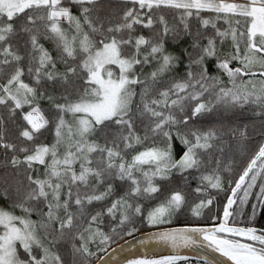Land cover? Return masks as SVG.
<instances>
[{"label":"snow or ice","instance_id":"1","mask_svg":"<svg viewBox=\"0 0 264 264\" xmlns=\"http://www.w3.org/2000/svg\"><path fill=\"white\" fill-rule=\"evenodd\" d=\"M163 9L179 17L182 29L169 24ZM117 10L121 14L113 23ZM202 12L215 15L204 18ZM193 18L202 29L211 25L214 33L192 32L188 21ZM221 20L228 25L224 30L216 26ZM137 26L152 29V35H133ZM182 34L190 43L180 75L181 57L169 52L165 41L169 36L182 39ZM41 36L54 42L57 57L40 42ZM225 41L231 42V50L221 54L219 46ZM210 58L227 75V85L210 73ZM233 61L240 66L232 67ZM57 63L64 64L63 72ZM110 65L119 67L118 76ZM152 65L145 74L144 68ZM257 65L259 72L253 71ZM44 81L58 85L60 96L47 93ZM41 99L55 109V142L28 147L6 139L5 121L14 122L18 114L24 121L18 138L24 142L34 141L49 125ZM221 107L251 111L264 126V0H0V110L7 114H0V264H107L99 253L107 251L115 236L133 235L135 218L142 214L129 200L158 192L154 178L167 179L174 169L181 175L199 173L195 191L205 198L193 212L200 215L213 203L208 189L223 191L231 140L249 137L247 126H197ZM69 114L71 120L65 118ZM260 135L264 138V127ZM149 138L154 143L159 138L163 146L125 160V149ZM174 140L183 146L179 159L173 156ZM37 165L44 172L34 176ZM261 173L264 139L231 187L218 225L158 232L147 240L188 246L196 243L191 235L196 234L231 264H264V229L241 227L232 220L242 214L258 178L253 217L264 209ZM108 180L126 181L129 190L93 214L89 205L113 195L112 183L98 190ZM184 201L181 192H173L148 213V223L169 222ZM234 205L239 212L233 211ZM17 208L21 215L15 214ZM33 213L38 221L30 218ZM105 216L110 218L107 231L102 227ZM62 245L68 246L67 259ZM182 259L176 255L131 264H178Z\"/></svg>","mask_w":264,"mask_h":264},{"label":"trees","instance_id":"2","mask_svg":"<svg viewBox=\"0 0 264 264\" xmlns=\"http://www.w3.org/2000/svg\"><path fill=\"white\" fill-rule=\"evenodd\" d=\"M238 2H244V0H238ZM72 12L76 15H79L78 8L76 6H71ZM163 14L165 15L166 19L168 20L170 25L178 26L182 29L183 25L179 22V17L176 16L175 19L173 18L174 13L172 10L169 9H163ZM120 10L116 11V14L113 16V23L118 22ZM201 15L204 18H213L214 13L210 12H202ZM22 22V21H21ZM189 27L192 32H196L197 29H200L201 31L207 32L208 35H212L215 31L209 25L207 29H202L200 22L193 18L188 21ZM217 28H220L221 30H224L228 27L227 24H225L222 20L216 21ZM64 28H68L67 24H63ZM41 32H43V28L40 29ZM153 30L142 28L140 26L136 27V32L133 33V35H144L145 37H148L152 35ZM182 39L174 40L169 36L165 41V47L167 50L174 55L180 56L182 63L179 66V74L183 75L184 73V65L187 63V58L183 55L184 49L188 47L190 43V38L183 36ZM40 42L44 45L45 48H47L53 57H57L59 55V52L54 44L53 41L45 38L44 36H41ZM207 41H203V43H206ZM190 50V49H189ZM231 50V42L225 41L223 45L219 46V52L221 54L227 53ZM21 52H23V48H21ZM216 61L214 58H210L208 60L209 65V71L211 74L219 76L220 79L224 82V84H228V77L227 75L223 74L219 70H216L214 68ZM232 67L240 66L238 62L233 61ZM150 66H148L149 68ZM146 68V67H145ZM57 69L61 72L64 71V64L63 63H57ZM139 69H137L138 71ZM253 71L259 72V66H255L253 68ZM25 81L28 83H32V81L25 76ZM247 79V77H245ZM44 88L47 90V93H54L57 97L60 96L62 89L57 85L53 87V84L47 81L43 82ZM230 86V85H229ZM137 91H139V88H137ZM74 98V97H73ZM39 106L41 108V111L45 115V118L49 119L50 123L49 125L41 130V133L38 134V137L32 141V142H24L22 138L19 137V131L21 126H23L24 121L20 119L19 114L17 115V118L14 122L11 121H5V136L6 139L10 140L13 143L16 144H24L25 146L31 147L33 144H47L51 145L55 142V128L54 124L51 122L55 118V109L52 107L51 103L47 100L41 99L39 101ZM27 111V107L24 109ZM0 114L5 115L6 112L0 110ZM67 119V116L65 117ZM199 119V118H198ZM236 126V125H242L247 126L249 137L244 142H238L236 139L231 140V150L225 154V163L230 164V169L225 171L223 173L222 179H223V191H219L217 189H208L206 196L207 198H211L213 200V203L210 206H207L201 210L200 215H194L193 210L196 208V205L200 203L201 199L205 198V194L198 193L195 191V189L199 186V173H197L194 170H190V172H186L183 175H181L178 171L172 170L169 178L167 179H161L160 177H156L153 180V183L159 188V191L151 194V195H142L133 199H130L129 202L134 205H139L141 207L142 214L140 216H137L135 218V229L133 235L143 232V231H149L154 228H160V227H169V226H178V225H213L220 221L223 213L224 206L226 204V200L231 193V187L234 186V183L236 180H238L239 176L242 174L243 169L247 166V163L249 162L251 156L255 153L257 150V144L262 139L260 135V130L262 127L259 120L253 119V113L251 111H245L240 108H223L221 107L218 112L209 114L207 117H204L200 119V123L197 125L201 129H207L209 127H216L221 128L222 126H228V125ZM138 133L143 136L144 132L142 128H137ZM92 139H95V137H92ZM102 142V141H101ZM153 146H159L162 147L163 143L160 141L159 138H156V143H154L152 138H149L147 140H144L140 144H136L131 149H125V160L131 161L132 157L136 154H138L141 151H145L147 148L153 147ZM61 151V150H60ZM183 154V146L179 145L178 141H173V156L175 159H179L180 156ZM10 155V153H9ZM96 155L95 153L93 154ZM23 156V154H21ZM4 159V153L3 151H0V160ZM77 169L79 168V164L75 166ZM150 166L144 165V170H148ZM37 168L39 169L38 173H33V175L40 174L42 175L44 172V167L37 165ZM139 176V174H137ZM261 177H264V173H261ZM107 183H112L113 186V195L109 197L107 200L103 202H93L92 205L88 206V210L95 214L96 211H100L104 209L107 205H110L113 199L124 196L128 190H129V184L128 182L119 181V180H108L105 182V184H101L99 186V191H103L106 187ZM261 186V179H257V186L252 190V193L247 201V204L243 208V212L240 215H236L232 218V220L235 221V223L238 226L245 227V226H254L258 229H264V209H260L256 215L253 217V206L257 203L256 197L259 194V187ZM175 191L181 192L184 197L185 201L184 204L181 206V208L178 211H175L169 222L159 224V225H151L147 221L148 213H150L154 208L159 206L160 204L164 203L167 198ZM4 203V202H3ZM234 212H239V209L237 205L233 206ZM17 213L22 214L21 210L19 208L16 209ZM34 221H38L40 219L39 215L36 213H33L30 217ZM109 217H104V224L102 227L105 231L108 230V223H109ZM114 223V222H113ZM133 235H125L123 237H120L119 235L115 236L113 241L110 243V246L107 247V250L114 246L115 244L119 243L122 240H125ZM239 239V238H237ZM67 247L66 245L60 246V250L63 254L67 253ZM105 251H102L99 253L101 256ZM67 259V256H66ZM95 263V261H94ZM178 264H205L200 261H194V260H184L178 262Z\"/></svg>","mask_w":264,"mask_h":264},{"label":"water","instance_id":"3","mask_svg":"<svg viewBox=\"0 0 264 264\" xmlns=\"http://www.w3.org/2000/svg\"><path fill=\"white\" fill-rule=\"evenodd\" d=\"M221 220L222 217L218 223L213 225H178L143 231L129 237L127 240L119 242L105 251L101 256L107 259V264H131V261L145 259L162 260L176 255L186 258L180 261L194 260L205 264H231V261H228L220 253L214 252L212 248L207 246V242L203 241V238L196 234H191L196 239V243L188 246H185L183 242H178V246L173 247L171 242L159 241L157 239L147 240L153 234L163 231L186 228H211L218 225ZM142 240L146 242H142ZM94 264H99V262L95 261Z\"/></svg>","mask_w":264,"mask_h":264},{"label":"rangeland","instance_id":"4","mask_svg":"<svg viewBox=\"0 0 264 264\" xmlns=\"http://www.w3.org/2000/svg\"><path fill=\"white\" fill-rule=\"evenodd\" d=\"M154 66H155V65H152V66H150L149 68H148V67L144 68V72H145V74H147L149 71H151L152 67H154ZM109 67L111 68V70L113 71V73H114L115 76H118V75H119L120 70H119V67H118V66H116V65H110ZM44 100L47 101V99H44ZM58 102H63V101H58ZM71 119H72V117H71V115L69 114V115L67 116V120H71ZM60 150H61V152H62V151H63V147H61ZM174 170H175V169H174ZM0 206H3V201H0ZM15 214H16V215H21V214H19V213H17V212H15Z\"/></svg>","mask_w":264,"mask_h":264}]
</instances>
